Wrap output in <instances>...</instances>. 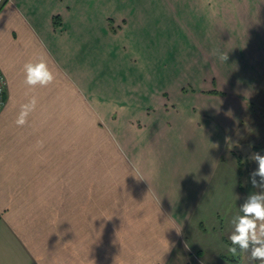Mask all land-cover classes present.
Listing matches in <instances>:
<instances>
[{"label": "crops", "instance_id": "0c3cea01", "mask_svg": "<svg viewBox=\"0 0 264 264\" xmlns=\"http://www.w3.org/2000/svg\"><path fill=\"white\" fill-rule=\"evenodd\" d=\"M38 57L54 80L30 89L23 65ZM0 73V245L14 264H169L202 252L208 213L228 244L261 191L234 189L232 208L210 184L242 115H264V0H6Z\"/></svg>", "mask_w": 264, "mask_h": 264}, {"label": "rangeland", "instance_id": "374dc122", "mask_svg": "<svg viewBox=\"0 0 264 264\" xmlns=\"http://www.w3.org/2000/svg\"><path fill=\"white\" fill-rule=\"evenodd\" d=\"M241 123L242 125L239 127V130L235 131L231 143L225 150L223 156L224 163L220 164L210 184V189L216 193L215 198L218 203L226 204L225 200L228 199L227 201H231L232 208H234V205L240 203V197L233 194L234 189L239 190L242 185L246 188L248 185L253 188L249 176L258 165L250 160L249 157L255 152L264 155V115L246 111L241 117ZM227 168L230 169L232 177L226 170ZM239 171L243 174L241 177ZM215 211H220V206H217ZM225 218L228 220L227 216ZM211 220L212 217L208 213L203 223L205 231L202 236H199V242L203 245L202 252L196 253L193 251V253L188 255L185 253L181 254L169 264H233L231 259L238 256H231L228 252L229 244L225 243L224 231L220 230L221 235L219 236V231H217L219 229L214 231ZM0 247L2 249L0 264H14L13 257L5 254V248L1 245ZM258 262L260 264V261ZM242 264H255L249 252L245 253V260Z\"/></svg>", "mask_w": 264, "mask_h": 264}, {"label": "clouds", "instance_id": "9594fccd", "mask_svg": "<svg viewBox=\"0 0 264 264\" xmlns=\"http://www.w3.org/2000/svg\"><path fill=\"white\" fill-rule=\"evenodd\" d=\"M213 55L218 56L223 62H227L229 58L228 53L219 49L214 50ZM23 73L24 83L30 89L37 86L46 87L54 80L53 72L43 57L26 62L23 65ZM36 103V97L33 96L27 104L21 106L15 121L18 126L27 123V117ZM249 159L258 165L250 173V183L253 188H259L261 191L250 192L245 202L238 208L239 214L232 218V232L228 236L231 246L228 252L232 257H236L250 250L251 259L259 260L260 264H264V155L255 152Z\"/></svg>", "mask_w": 264, "mask_h": 264}, {"label": "built area", "instance_id": "2783aa9c", "mask_svg": "<svg viewBox=\"0 0 264 264\" xmlns=\"http://www.w3.org/2000/svg\"><path fill=\"white\" fill-rule=\"evenodd\" d=\"M5 94H6V80L4 76L0 73V106L5 101Z\"/></svg>", "mask_w": 264, "mask_h": 264}, {"label": "trees", "instance_id": "16d2710c", "mask_svg": "<svg viewBox=\"0 0 264 264\" xmlns=\"http://www.w3.org/2000/svg\"><path fill=\"white\" fill-rule=\"evenodd\" d=\"M6 0H3L2 3H0V7L2 6L3 3H5ZM58 16H54L53 17V23L56 25L59 22L57 21ZM211 93H215V94H223V92L217 91V90H212ZM229 246H231V242H228ZM233 261V264H239V260H240V254L238 255V257L236 258H232L231 259Z\"/></svg>", "mask_w": 264, "mask_h": 264}]
</instances>
